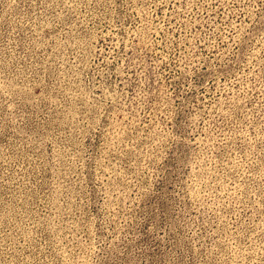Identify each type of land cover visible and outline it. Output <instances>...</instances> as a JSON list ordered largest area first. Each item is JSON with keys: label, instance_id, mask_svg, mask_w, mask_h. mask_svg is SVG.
<instances>
[{"label": "rangeland", "instance_id": "rangeland-1", "mask_svg": "<svg viewBox=\"0 0 264 264\" xmlns=\"http://www.w3.org/2000/svg\"><path fill=\"white\" fill-rule=\"evenodd\" d=\"M0 264H264V0H0Z\"/></svg>", "mask_w": 264, "mask_h": 264}]
</instances>
